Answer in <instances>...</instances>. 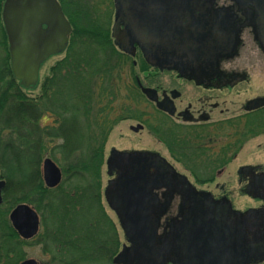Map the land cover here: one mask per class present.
I'll return each instance as SVG.
<instances>
[{
    "label": "flooded vegetation",
    "instance_id": "1",
    "mask_svg": "<svg viewBox=\"0 0 264 264\" xmlns=\"http://www.w3.org/2000/svg\"><path fill=\"white\" fill-rule=\"evenodd\" d=\"M8 1L0 55L6 34L11 62ZM83 3L130 59L141 97L103 148L101 202L119 237L110 264L121 253L120 264H264V0ZM69 45L42 63L35 91Z\"/></svg>",
    "mask_w": 264,
    "mask_h": 264
},
{
    "label": "trees",
    "instance_id": "2",
    "mask_svg": "<svg viewBox=\"0 0 264 264\" xmlns=\"http://www.w3.org/2000/svg\"><path fill=\"white\" fill-rule=\"evenodd\" d=\"M60 1L73 27L70 45L50 67L37 96L31 94L35 87L22 86L12 75L4 35L0 180L6 187L0 205V264H20L32 243L49 256L43 264H110L118 248V234L101 202L103 148L123 118L140 113L133 100L141 97L127 78L130 59L116 52L107 29L93 19L95 13L81 0ZM42 118L55 122L46 125ZM46 159L63 172L53 189L43 178ZM21 203L34 207L44 226L29 241L9 219Z\"/></svg>",
    "mask_w": 264,
    "mask_h": 264
},
{
    "label": "water",
    "instance_id": "3",
    "mask_svg": "<svg viewBox=\"0 0 264 264\" xmlns=\"http://www.w3.org/2000/svg\"><path fill=\"white\" fill-rule=\"evenodd\" d=\"M3 19L9 40L11 69L15 79L28 88L39 82L41 65L52 55L64 52L73 31L58 0H9L3 11ZM46 26V28H43ZM144 92L148 90L144 89ZM46 187H58L63 180L61 168L51 159L43 163ZM6 180H0V205ZM13 228L24 240H32L41 231V217L30 204L17 205L9 215ZM121 253L114 260L123 263ZM20 264H41L27 258Z\"/></svg>",
    "mask_w": 264,
    "mask_h": 264
},
{
    "label": "rangeland",
    "instance_id": "4",
    "mask_svg": "<svg viewBox=\"0 0 264 264\" xmlns=\"http://www.w3.org/2000/svg\"><path fill=\"white\" fill-rule=\"evenodd\" d=\"M97 1H99V0H97ZM84 5H87V4H86V3H83L82 6H84ZM103 11H108V10H107V8L102 7V12H103ZM107 17H109V19H110L109 14L107 15ZM93 19H95V15L93 16ZM110 20H112V21H111V24H112V23H113V18L110 19ZM5 56H6V53H5V52H2V54L0 55V59H1V58L3 59ZM63 56H64V55L57 56V57L51 59L50 62H48V63L45 65V67H44L43 70H42V76L44 75L43 78H45V77L48 75V73H49L48 71H49L50 67H51L56 61H58L59 59L63 58ZM31 94L34 95V96H35V95L37 96V95L39 94V90L32 91ZM51 122H52V120L47 121V122H46V125H50V124H52ZM120 129H121L122 131H125V130H126V127L124 126V124H123V125H120V126L116 129L115 134H113L112 137H111V140H110L111 143H113L114 141H116V138L118 137V133H119ZM103 179H104V184L106 185V182H107V181H106V180H107V176H106L105 173H103ZM108 212L110 213L109 210H108ZM110 214H111V213H110ZM112 215H113V214H112ZM43 230H44V226L42 225L41 231H43ZM119 232L121 233V238H122V237H123L122 230H119ZM26 252H27V258H33V259H36V260H37L39 263H41V264H43V263H45V262H47V261L49 260V256L46 255V254L43 252L42 246H41L40 244H37V243H32V244H30V246H27V247H26Z\"/></svg>",
    "mask_w": 264,
    "mask_h": 264
}]
</instances>
